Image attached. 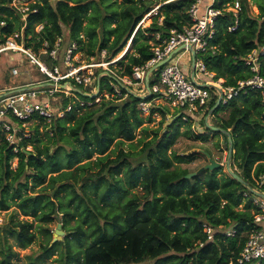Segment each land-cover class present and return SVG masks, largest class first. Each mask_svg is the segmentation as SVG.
<instances>
[{
  "label": "trees",
  "instance_id": "obj_1",
  "mask_svg": "<svg viewBox=\"0 0 264 264\" xmlns=\"http://www.w3.org/2000/svg\"><path fill=\"white\" fill-rule=\"evenodd\" d=\"M13 1L0 0V20L7 22L6 27L0 28L1 37L22 32L26 46L35 54L41 52L45 42L49 50H53L61 39L58 56L62 49V57L76 42L78 50L74 55L82 52L88 59H100L106 52L108 62L118 58L130 44L126 54L114 64L119 67L117 75L120 78L136 83L134 69L146 68L155 57L154 48L160 44L155 34L160 33L162 40L169 39L172 30L181 32L184 26L190 25L192 20L188 11L196 0H176L163 5L151 25L145 28L138 26L151 11L154 0H37L30 4L25 21L12 7ZM234 1L223 0L218 7L223 8ZM239 1L237 16L226 13L217 21L216 33L210 40L215 51L200 56L208 71L215 75L213 80H222L226 87L237 86L238 82L254 76L247 64L248 56L254 50L258 53L259 72L264 76V0ZM252 7L258 9V14L253 13ZM144 23L146 25V21ZM39 25H43V30L37 33ZM43 61L49 66L54 63L49 56H44ZM56 64L60 65V62ZM163 68L151 74V89L160 84ZM41 74L45 80L40 82H46L47 77ZM94 78L97 85L99 72ZM67 82L80 92L73 91L70 97L56 93L54 108L67 110L71 106L64 117L47 124L36 116L35 133L29 138L21 134L18 153H14L13 146L7 142L0 143V212L12 207L18 209L10 215L9 223L0 227V235L13 238L20 248L30 246L36 239L34 222L47 223L59 218L60 211L67 210L61 205L65 198L67 205L76 204L79 219L73 234L65 237L69 252L70 241L76 242L80 249L84 239H91L85 249L69 256L67 264L234 263L247 240L254 206L251 197L246 200L248 188L229 173L224 174L223 168L205 170L190 179L187 176L191 172L171 169L175 163L187 164L195 157V154L181 156L172 150L184 135L181 128L187 123L185 118L189 114L179 110L180 117L167 131H154L151 140H141L144 145L136 155L142 158L139 164L131 163L132 154L120 150L117 159L108 161L98 173H91L86 178L81 195L75 185L80 177L64 170L90 161L96 155L97 163L103 164L115 143L132 142L145 120L151 122L153 114L158 112L165 116L166 112L152 108L150 117L145 119L140 103H151L162 94L152 92L146 98L138 97L109 76L100 79L99 94L95 98L85 96V93L93 94L92 87L85 89L74 80L62 84ZM105 92H108V98ZM217 102L215 98L208 104L204 117ZM221 113H227V118L220 117ZM212 116L217 121L216 127L232 136L235 172L248 187L254 188V178L264 175V104L260 91L248 88L227 104L217 106ZM42 126L51 129L46 141L39 138ZM209 133L221 134L207 128L205 133H195V138L206 142ZM224 137L229 148L228 138ZM30 146L32 150H28ZM91 164L92 161L77 169L86 171ZM105 173H109L106 178ZM72 176L74 183L68 181ZM37 188L43 193L52 190L53 197L42 192L35 194ZM260 190L264 191V185ZM96 195L99 204L93 199ZM124 199L127 201L121 206ZM116 200L123 209L120 215H112L110 211L116 208ZM106 209L109 210L104 214L102 210ZM19 215L25 219L19 220ZM204 225L215 230L213 241H208ZM221 227H235L236 235L225 236ZM57 245L45 246L40 257L53 256ZM2 256L1 264H12L17 253L7 245Z\"/></svg>",
  "mask_w": 264,
  "mask_h": 264
},
{
  "label": "built area",
  "instance_id": "obj_2",
  "mask_svg": "<svg viewBox=\"0 0 264 264\" xmlns=\"http://www.w3.org/2000/svg\"><path fill=\"white\" fill-rule=\"evenodd\" d=\"M21 1L14 0L12 7L25 21L30 12L31 0L28 2L29 6L20 5ZM171 1L176 0H158L138 28H145L144 22L150 18L152 20L158 14L160 8ZM222 2L223 0H196L188 11V15L192 20L190 25L184 26L181 32L172 30L169 39L162 40L160 33L155 34L156 40L160 43L154 48L155 57L148 63L146 68L134 69V81L136 82L134 84L144 86V96L149 94L146 87L147 69L165 60L177 48L184 46L185 48L182 51L189 52L188 47L196 51L194 75L190 78L184 74L180 68V58L174 61L171 60L170 63L164 65L161 71L160 84L155 85L149 95L153 92L168 96L175 107L186 111L189 116L199 112L200 109H205L215 98L221 100V103L227 104L242 92H247L248 88L259 90L264 104V76L260 74L257 66V50H254L248 56L247 61V64L251 66L252 71L255 73L254 76L238 82L237 86L233 87L224 86L222 80L214 81L215 75L208 71L203 59L200 57L215 51V47L210 46V40L213 39L216 33L218 19L226 13L237 16L240 11L239 0H235L223 8L218 7ZM159 24H163L162 18L159 19ZM6 26L7 22L0 20V28ZM42 30L43 25L36 28L37 33ZM22 38H24L22 32L9 37L0 36V55L7 52L26 55L31 64L39 67L47 77V81L30 82L0 92V143L5 141L13 146L14 153H18L20 150L21 134L24 133L25 138L30 137L26 127L27 124L38 121V118H35L36 116L43 118L47 123H51L55 118L64 117L65 112L71 109V106H69L67 110L62 108L58 110V107L54 108L53 106V102L56 101V93H64L66 97H70L73 92L70 87V85L72 86L71 82H67L69 84L65 83V88H63V81L74 80L84 87H93V94L95 90L99 91L98 81L96 85L93 71L90 70L87 74H84L82 67L74 66L72 63L74 52L78 50L76 42H73L66 51L63 61L65 71L63 72L60 65L56 64L59 61L58 53L61 39L57 41L53 50H49L47 42L43 44L41 54L49 56L54 62L52 66H49L46 62L41 61L31 48L26 46ZM102 55H106V52H103ZM88 67L94 68L93 65ZM13 75H18L17 69L13 70ZM208 84H212L214 87H210ZM150 107L149 103H140L141 110L146 113L149 112ZM187 117L185 120H187ZM28 150H31V147ZM254 181L256 185L252 189L264 194V191L260 190L264 185V175L254 178ZM249 188L251 187L249 186ZM247 191L245 194L246 200L251 197L254 206L252 211L253 221L247 233V240L237 260L234 263L231 262V264H264V198L255 195L249 189ZM221 229L227 237L236 235L235 227H221ZM204 232L208 241H213L215 230L209 225H204Z\"/></svg>",
  "mask_w": 264,
  "mask_h": 264
},
{
  "label": "rangeland",
  "instance_id": "obj_3",
  "mask_svg": "<svg viewBox=\"0 0 264 264\" xmlns=\"http://www.w3.org/2000/svg\"><path fill=\"white\" fill-rule=\"evenodd\" d=\"M37 0H31L30 4L36 2ZM158 0H154V5H156ZM29 1H21L20 5H28L29 6ZM252 11L254 14H258V9L256 7H252ZM22 18V17H21ZM24 21V20H23ZM152 23L151 18L146 20V25L144 23L145 27H149ZM31 37H29L30 39ZM24 41V38H22ZM25 43V41H24ZM26 44V43H25ZM33 50V49H32ZM35 53V52H34ZM62 49L59 54V62H60V68L65 71V66L63 64L64 57H62ZM180 53L176 55L178 57ZM10 56L14 57V60H11ZM36 56L43 61L44 60V55L39 52L36 54ZM121 56V55H120ZM119 56V57H120ZM118 57V58H119ZM73 64L74 66H80L83 68L82 72L84 74H87L90 70L93 71V73L96 75L97 72H99V75L105 74V73H111L113 76L120 78L117 74L119 71V67L116 64H113L116 59H113L112 61L108 62V58L104 55H101L100 59L97 58H92L88 59L87 55L82 52H78L73 56ZM78 60V62H77ZM188 62L187 59H182L180 63V68L182 69L183 72L188 73L187 71V66L186 63ZM113 64V65H112ZM185 64V65H184ZM190 67L192 69V59L189 61ZM89 65H93L94 68H89ZM185 66V68H184ZM17 69L18 75L14 76L13 75V70ZM105 71V72H104ZM45 80V77L41 74L39 69L31 64L29 58L24 55V54H13L10 52L3 53L0 55V92L5 91L7 88L10 87H18L24 84H28L30 82H40ZM122 83L126 85L127 87H130V89L137 94L140 97H145L142 85L136 86L132 81L130 84V80L128 78H120ZM75 88V87H74ZM87 89V87H84ZM93 88V87H92ZM96 91V90H95ZM94 91V93H96ZM118 91V89L116 90ZM108 92H105L106 97L108 98ZM72 96V95H71ZM148 97V96H147ZM101 98L98 100V103L101 102ZM150 110L148 113L142 111V116L145 119H148L151 115V109H162L166 112V115L163 116L161 113H156L151 116L152 121L145 120V124L141 126L140 128L137 129L136 131V138L132 142H124L123 144L120 143H115L107 153L109 156L106 158L105 162L103 164H98L97 159L98 155L94 156L90 161H84L81 164L73 166L71 169H66L64 171L66 172H73L74 176H79L78 182L76 185V190L79 192V194L83 195V192L81 190V186L86 182V178L91 175V173L96 174L99 172L101 167L105 164L108 163L110 160H115L119 156L120 150H124L128 154H132L131 156V163L139 164L142 161V158L140 156H136L140 154L142 148H143V143H140L141 140L149 141L153 138V133L154 131L162 130L164 133L167 131L170 125H172V119L175 118L176 116L180 117L179 113V108L174 106V103L169 99L168 96L162 95L161 97H157L154 99L151 103H149ZM91 107V105H90ZM140 107V106H139ZM86 109V108H85ZM141 109V108H140ZM206 109H200L199 112L194 113L193 115H190L187 117V123L183 125L181 128V132L184 133L182 135L177 144L174 146L172 149L173 152H175L178 155L181 156H190L195 154L194 159L187 163H175L173 167L171 168L172 170L177 169V170H187L191 173H196L198 172L201 168L207 166L210 164V159L215 160L217 163H220L222 165L221 168H223V173H228V167L227 163L229 162V148L226 145V139L223 134H214V133H209V138L206 142L202 141L201 139H196L195 133H205V130L208 128L206 125V117H204V112ZM227 113H221L220 117L227 118ZM62 118V117H61ZM202 121L205 122L202 125ZM169 123H172L168 126ZM209 123L212 126H215L217 124V121H215V118L212 116L209 118ZM50 124V123H47ZM37 126L36 122H31L27 124L26 130L27 132L30 133V135H33L35 133V127ZM168 126V127H167ZM47 132L51 134V129L50 127H40L39 128V138L42 139L43 141H46L47 137ZM31 147V146H30ZM66 149H70L69 145H65ZM33 148L31 147V150ZM106 154V155H107ZM62 155V153H61ZM207 155H210L209 157ZM91 166L88 167L86 171H82L77 169L80 165H84L88 162H91ZM13 166L15 167L16 162L15 160L13 161ZM231 169L232 171H236V167H233V160L231 158ZM109 173L104 174V178L108 177ZM58 174H54L56 176ZM68 181L74 183L73 176L68 178ZM62 181L58 182L56 185V188L61 184ZM66 183V182H65ZM91 182H87L89 184ZM102 189V188H101ZM100 189V191H101ZM35 194H40L42 190L40 188H37L35 191ZM40 192V193H39ZM142 195L144 194L143 192H140ZM34 194V193H33ZM30 193V195H33ZM44 195H48L50 197H53V191L48 190L46 192H42ZM100 194V193H99ZM64 196L66 194H63ZM75 194L73 193V196ZM132 193H129V196L132 197ZM63 196V197H64ZM72 196V193L70 197ZM94 201L99 204V197L98 195L93 196ZM126 199L122 201V204L126 203ZM57 202V200H55ZM59 202V201H58ZM115 206L116 208L110 209L112 210V215H120L121 212L123 211L122 207L120 208V204L118 200L115 201ZM64 205V209L62 212L60 211L59 218L54 219L52 222H47V223H42L40 221H35L34 222V229L33 231L36 233V239L35 241L28 247L26 248H20L16 244L15 240L13 238H5L0 235V264L2 261V252L3 249L7 246L10 245L12 246L13 251L17 253V257L12 258L11 263L12 264H67V259L71 254H74L80 250L85 249L89 243L91 242V239L87 241V239H84V243L82 247L76 244V242L70 241V252L69 248L67 247L65 241V237L68 234H73L74 229L76 228L77 225H79V219L77 217V210H76V204H68L63 198L62 204ZM85 207V206H84ZM242 209V206L240 207ZM109 209L102 210L103 213L105 214L108 212ZM18 211L17 208L12 207L9 211H1L0 212V227H4L7 223L10 221V215L14 212ZM80 211V209H79ZM76 215V217L72 216ZM111 217V215H110ZM25 217L19 215V220H23ZM34 220V219H31ZM101 224H103V220L100 219ZM61 221H64V224L61 223ZM123 222V220L121 221ZM59 225L61 226L60 229H58ZM85 228H87L85 226ZM60 232V234H58ZM1 234V230H0ZM62 239H60V238ZM54 240H57L54 243ZM56 251L53 256L50 258H42L44 254V247L49 245L50 247H53L55 244H57ZM81 252V251H80ZM149 264H153L149 263Z\"/></svg>",
  "mask_w": 264,
  "mask_h": 264
},
{
  "label": "water",
  "instance_id": "obj_4",
  "mask_svg": "<svg viewBox=\"0 0 264 264\" xmlns=\"http://www.w3.org/2000/svg\"><path fill=\"white\" fill-rule=\"evenodd\" d=\"M129 48H130V44H129V46L127 47V49L125 50V52L123 53V55L121 56V58L126 54V52L128 51ZM184 48H185L184 46H183V47H179V48H177V49H176L175 51H173V52H172V53H171V54H170L165 60H163V61L157 63L156 65H153L152 68L147 72V74H146V87H147V90H148L149 94H150V92H151V88H150V86H149V78H150L151 74H152L154 71L158 70L159 68L163 67L164 65L170 63L171 60H172V58H173L176 54H178L180 51H182ZM188 49H189V50L192 52V54H193V69L195 70V69H196V65H195L196 51H195L194 49H192L191 47H188ZM119 59H120V58H119ZM119 59H118V60H119ZM118 60H117V61H118ZM117 61H116V62H117ZM116 62H114V63H116ZM114 63H113V64H114ZM103 76H109V77H111L114 81H116L117 83H119L120 85H124V84L122 83V81H121L118 77L112 76V75H110L109 73H105V74H101V75H99V78H98V85H99V81H100V79H101ZM66 84H69V83H66ZM208 86H210V87H214V85H212V84H208ZM62 87L65 88V84L62 85ZM70 87H71V89H72L73 91L80 92V90H78V89L72 87L71 85H70ZM123 87H124L129 93L138 96V95L135 94L130 88H128L126 85L123 86ZM98 94H99V91H97V92L94 93V94H88V93H85V96H88V97H91V98H95V97L98 96ZM138 97H140V96H138ZM146 97H147V96H145V97H141V98H146ZM220 104H221V100H218L216 107L219 106ZM216 107H214V108L210 111V113L208 114V116H207V118H206V125H207V127H208L209 129H211L212 131H214V132H218V133H221V134L225 135V136L228 138V142H229V155H228V157H229V162L227 163L228 173H229L231 176H233L238 182H240V183L243 184L245 187H247L252 193H254V194L257 195V196H260V197L264 198V194H262V193H260V192H257V191H255V190L252 189V188H249L248 185L246 184V182L244 181V179H243L242 177H240L235 171H232V169H231V163H230L231 158H232V155H233V141H232V136H231V134H230L228 131H226V130H224V129H222V128H219V127L212 126V125L209 123V118L212 117L213 112L215 111ZM178 117H179V116H178ZM178 117L176 116L175 118H173V119L171 120L172 123H174V122L178 119ZM172 123H169L168 126H169L170 124H172ZM168 126H167V127H168ZM207 156L209 157L210 155H207ZM221 167H222V165H221L220 163H217L215 160L210 159V164H209V165H207V166L201 168V169H200L198 172H196V173H191V174H189V175L187 176V178H188V179L193 178V177H195L196 175H198V174L204 172L205 170H211V171H213V170H215V169H219V168H221ZM60 228H61V226L59 225L58 229H60ZM58 234H60V232H58ZM59 238H60V237H59ZM60 239H62V238H60ZM56 241H57V240H54V243H55Z\"/></svg>",
  "mask_w": 264,
  "mask_h": 264
},
{
  "label": "crops",
  "instance_id": "obj_5",
  "mask_svg": "<svg viewBox=\"0 0 264 264\" xmlns=\"http://www.w3.org/2000/svg\"><path fill=\"white\" fill-rule=\"evenodd\" d=\"M180 53V55L178 56V57H176V55L172 58V60L174 61V60H178L179 58H180V63H181V61H182V59H187L188 60V62L186 63V66H187V71H188V73H186V72H184V74L186 75V76H188V77H192L193 75H194V73H195V70L193 69V54H192V52H186V51H180L179 52ZM10 58H11V60H14V57L13 56H10ZM190 59H192V69H191V67H190V64H189V61H190ZM114 62H116V61H114ZM185 65V64H184ZM184 68H185V66H184ZM149 80H150V78H149ZM204 80H206L205 78H204ZM136 86H138V85H136ZM10 88H13V87H10ZM10 88H7V89H10ZM142 88H143V90H144V86H142ZM147 96H150L149 94L147 95Z\"/></svg>",
  "mask_w": 264,
  "mask_h": 264
},
{
  "label": "bare ground",
  "instance_id": "obj_6",
  "mask_svg": "<svg viewBox=\"0 0 264 264\" xmlns=\"http://www.w3.org/2000/svg\"><path fill=\"white\" fill-rule=\"evenodd\" d=\"M124 51H125V50H124ZM122 55H123V53L121 54V56H122ZM121 56H120L119 58H121ZM119 58H118V59H119ZM115 59H116V58H115ZM118 59H116L115 61H117Z\"/></svg>",
  "mask_w": 264,
  "mask_h": 264
}]
</instances>
